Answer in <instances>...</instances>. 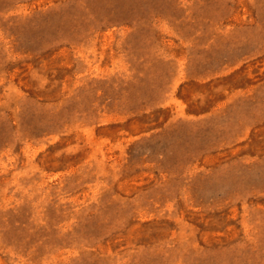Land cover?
Wrapping results in <instances>:
<instances>
[{
	"label": "rangeland",
	"instance_id": "obj_1",
	"mask_svg": "<svg viewBox=\"0 0 264 264\" xmlns=\"http://www.w3.org/2000/svg\"><path fill=\"white\" fill-rule=\"evenodd\" d=\"M0 264H264V0H0Z\"/></svg>",
	"mask_w": 264,
	"mask_h": 264
}]
</instances>
